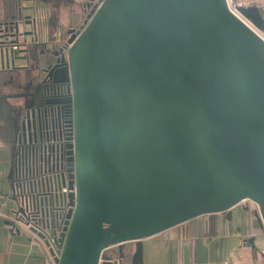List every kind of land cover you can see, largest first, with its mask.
<instances>
[{"label": "water", "instance_id": "water-1", "mask_svg": "<svg viewBox=\"0 0 264 264\" xmlns=\"http://www.w3.org/2000/svg\"><path fill=\"white\" fill-rule=\"evenodd\" d=\"M25 1L38 2L0 22L16 38L2 61L34 48L18 44ZM238 11L264 33L257 8ZM69 44L75 170L57 264H110L128 243L140 256L143 240L245 201L264 230V40L227 0H103Z\"/></svg>", "mask_w": 264, "mask_h": 264}, {"label": "crops", "instance_id": "crops-1", "mask_svg": "<svg viewBox=\"0 0 264 264\" xmlns=\"http://www.w3.org/2000/svg\"><path fill=\"white\" fill-rule=\"evenodd\" d=\"M10 3L11 0H0V22L12 20L14 10L9 7ZM32 3H22L24 16L37 15L29 9ZM51 5L54 6V3ZM51 5L49 28L42 30L40 27V38L44 42L53 37V21H63L69 11L77 8L73 4H62L65 10L61 13L59 3L56 7L59 13L56 14L50 13ZM32 29L31 23L20 26L22 33ZM25 38L31 42L32 35L19 38L18 44H22ZM24 55L20 54V57ZM27 66L26 58L15 59L14 64L11 60L0 59V264H49L43 244L33 241L34 235L41 238L43 234L15 227L10 217L6 216L15 210L13 158L25 105L23 86L33 75L32 69ZM261 225L257 210L245 202L227 212L201 216L143 240L140 256L137 254L138 247L132 243L131 257L136 259V264H232L240 246L245 244L248 247V240L254 238L255 249L248 247L254 255L253 264H264V230Z\"/></svg>", "mask_w": 264, "mask_h": 264}, {"label": "flooded vegetation", "instance_id": "flooded-vegetation-1", "mask_svg": "<svg viewBox=\"0 0 264 264\" xmlns=\"http://www.w3.org/2000/svg\"><path fill=\"white\" fill-rule=\"evenodd\" d=\"M102 1L38 0L32 3L37 7L34 9L37 15L31 16L33 29L30 32L34 48L23 54L28 61L27 68L32 69L33 75L23 86L22 94L25 98V105L20 119L19 132L23 133V137L26 138L24 150L28 157L46 159L45 154L51 153L52 155L47 157V160L51 161L52 156L59 153L61 164L68 163V177L73 174L71 171L74 169L72 145L75 137L74 110L68 101L72 97V86L71 82L66 80L65 74L70 48L69 40L83 30ZM51 3H54V6ZM59 3L61 6L66 3L69 6L73 4L77 8L69 11L63 21L62 19L53 21L55 29L53 37L48 42L47 40L44 42L40 38V27L42 26V30L44 27L49 28L51 23L49 6H52L50 13L58 14L56 7ZM0 36L4 43L16 39L6 35L2 30ZM27 95L29 97H26ZM29 122L31 126L27 128ZM131 245L109 248L104 252L103 260L108 259L110 264H115V262L136 264V259L131 257Z\"/></svg>", "mask_w": 264, "mask_h": 264}, {"label": "built area", "instance_id": "built-area-1", "mask_svg": "<svg viewBox=\"0 0 264 264\" xmlns=\"http://www.w3.org/2000/svg\"><path fill=\"white\" fill-rule=\"evenodd\" d=\"M227 4L236 17L264 40V33L238 11L241 8L255 7L264 19V0H227ZM74 141L75 139L73 148ZM51 155L45 154L46 159L30 158L25 153L24 144H18L12 168L15 210L8 212L6 216L10 217L15 227L33 230V234L41 232L44 237L34 235L33 241L43 244L49 264H57L55 260L60 257L59 239L66 226V216L70 209L69 195L72 190L69 188L68 163L61 164L59 153L53 155L51 161L47 160ZM253 263V252L242 244L232 264Z\"/></svg>", "mask_w": 264, "mask_h": 264}, {"label": "rangeland", "instance_id": "rangeland-1", "mask_svg": "<svg viewBox=\"0 0 264 264\" xmlns=\"http://www.w3.org/2000/svg\"><path fill=\"white\" fill-rule=\"evenodd\" d=\"M62 10H61V13L65 10V8L63 7V6H61L60 7ZM245 202H247L250 206H252L253 208H255V210H257V212H258V214H259V208H258V206L257 205H255L254 203H252V202H249V201H245ZM259 216H260V214H259Z\"/></svg>", "mask_w": 264, "mask_h": 264}, {"label": "trees", "instance_id": "trees-1", "mask_svg": "<svg viewBox=\"0 0 264 264\" xmlns=\"http://www.w3.org/2000/svg\"><path fill=\"white\" fill-rule=\"evenodd\" d=\"M11 3L12 4H14L15 3V0H11ZM13 10H14V6H13ZM3 26H2V24L0 23V31L1 30H3V28H2ZM3 40L1 39V37H0V42H2ZM190 222V221H189ZM130 244H132V243H128V244H126V245H130Z\"/></svg>", "mask_w": 264, "mask_h": 264}]
</instances>
